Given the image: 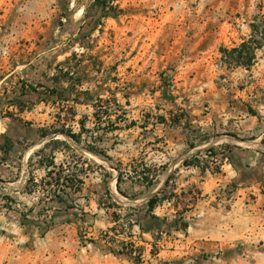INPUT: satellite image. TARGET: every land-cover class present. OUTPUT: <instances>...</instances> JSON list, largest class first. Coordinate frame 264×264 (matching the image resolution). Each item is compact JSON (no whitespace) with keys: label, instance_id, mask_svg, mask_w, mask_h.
Here are the masks:
<instances>
[{"label":"rangeland","instance_id":"1","mask_svg":"<svg viewBox=\"0 0 264 264\" xmlns=\"http://www.w3.org/2000/svg\"><path fill=\"white\" fill-rule=\"evenodd\" d=\"M0 264H264V0H0Z\"/></svg>","mask_w":264,"mask_h":264},{"label":"trees","instance_id":"2","mask_svg":"<svg viewBox=\"0 0 264 264\" xmlns=\"http://www.w3.org/2000/svg\"><path fill=\"white\" fill-rule=\"evenodd\" d=\"M247 43L244 42L242 43V45H240V47L235 48L232 51V55H234V61L236 63V65L239 66H245V67H250L253 62L256 59V52L253 50L251 52H249V54H247L249 57V59H247L246 61V57H245V47H246ZM76 56V55H74ZM70 74L69 72H65V75ZM54 80H57V77H54ZM33 89L34 92H38L37 89L35 87H31ZM43 88L47 89V94H46V98L47 99H43L46 103V105H57V100H62V98L65 95V91H58V89L54 88V89H48L47 87L43 86ZM76 102H79V99H73ZM93 107L95 108V113H94V117L96 118V120H100L99 118L101 117L100 114H103L104 116L107 114L106 111H104V100L103 99H98V102L95 103L93 105ZM100 111V112H99ZM66 115V119H63L62 114L58 115L56 118L58 119V121L63 122L61 125H56L55 123L53 124H49L46 126H42L39 128V137L44 140V139H48L51 138V140H49L47 143H45V145L43 146V148L39 149L38 151H36L31 157H30V163L33 160V158L35 156H42L41 160H40V164L41 167H43L45 169L46 175L45 178L42 180L43 184H47L49 186H51V182H48L47 179H53V174H55V169H56V165H55V156L54 154L56 153L55 149L51 150V153H47V150L49 148H51L52 145H65L67 147V150H73V148L66 142V141H62L61 139H58L59 135H64L66 137H68L69 139H71L74 143L76 144H80L81 142V138L83 135V132H85L86 130V125L84 123V121H79L80 124V131L79 132H75L72 127H68V123L72 120H74V116L75 113L71 110V111H67L64 113ZM73 116V117H72ZM167 121H164V123ZM116 130V129H114ZM12 142L7 141L4 145L1 146V149L3 151V153L5 154V157H7V155L9 154L11 148H12ZM48 154V155H47ZM46 160H45V159ZM186 165H189L188 161L184 162ZM57 176L58 173H56ZM122 172L119 173L118 178H117V188L120 189V184L122 182ZM55 182L59 185L60 183V179H56L55 178ZM106 182V192L111 195L110 193V189L108 187V181ZM152 182V181H151ZM79 183H83L82 179H79ZM150 183V182H149ZM162 202V199L155 195L153 197H151L147 204L149 207L150 212L153 213L154 209ZM187 227V225H185V228Z\"/></svg>","mask_w":264,"mask_h":264},{"label":"crops","instance_id":"3","mask_svg":"<svg viewBox=\"0 0 264 264\" xmlns=\"http://www.w3.org/2000/svg\"><path fill=\"white\" fill-rule=\"evenodd\" d=\"M34 159V158H33ZM32 162V161H31ZM44 169V168H43ZM44 171H45V169H44ZM46 173V172H45Z\"/></svg>","mask_w":264,"mask_h":264},{"label":"bare ground","instance_id":"4","mask_svg":"<svg viewBox=\"0 0 264 264\" xmlns=\"http://www.w3.org/2000/svg\"><path fill=\"white\" fill-rule=\"evenodd\" d=\"M114 184H115V181H114Z\"/></svg>","mask_w":264,"mask_h":264}]
</instances>
